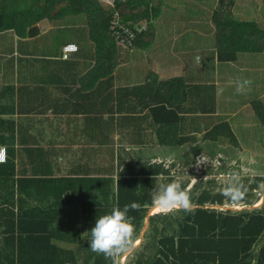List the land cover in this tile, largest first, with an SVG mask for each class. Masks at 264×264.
Here are the masks:
<instances>
[{"label": "trees", "instance_id": "1", "mask_svg": "<svg viewBox=\"0 0 264 264\" xmlns=\"http://www.w3.org/2000/svg\"><path fill=\"white\" fill-rule=\"evenodd\" d=\"M27 1L32 5L20 0H0V32L14 30L19 36L32 37L37 34L35 24L39 21H59L69 16L84 15L88 38L94 44L96 67L104 74H110L119 65L123 51L114 39V30L124 33V29H129L133 34L131 47L134 49L145 50L158 43L160 0H113L110 10L105 9L100 0ZM262 1L260 14H264ZM242 3L243 0H219L217 8L212 11L208 6L209 24H205L206 29L200 28L201 34L193 37L197 41L200 38L204 40L205 33H210L212 29L216 61L223 65L241 63L245 55H250L252 60L264 61V27L254 20H243L235 15V9L240 8ZM111 21H116L114 30L110 29ZM137 21H145L147 30L135 29ZM187 34L184 33L176 41H181ZM148 74L145 82L120 89L128 97L132 95L136 102L126 108H117L116 113L121 114V120L141 123L138 129L129 132L132 144L152 148L155 139L157 145L182 148L197 141L195 134L187 133L180 125L185 120L182 113L199 110L202 115L219 121L210 130L205 125L204 129H208L205 138L216 141L219 136L229 137L231 143L237 146L229 122L217 114L220 106L215 85L192 86L185 84L181 78L157 81L153 73ZM259 81L264 83V79ZM187 100L190 104L194 103L193 109L183 108L182 104ZM252 104L260 120L264 121L262 104ZM110 120L106 124L111 123ZM147 129V139L152 138L150 142L142 140ZM200 129L195 128V132ZM191 149L196 156L199 148L190 146ZM119 151H123L124 155L120 156L119 178L116 181L109 177L102 181L85 177L64 179L62 193L57 198L55 194L53 210L49 212H35L31 203L26 208L21 206L25 197L15 198L14 186L10 182L14 164L8 159L0 163V176L4 173L7 176L0 178V264H113L112 259L93 252L89 247L90 230L96 219L115 206L123 208L135 202L137 208H130L128 214L135 217L136 237L149 208L153 206L159 176L169 175V171L160 164L147 161L140 164L139 160L132 161V152L126 153L123 147ZM185 156L188 157L189 153ZM247 181H242L247 192L241 200H232L223 194L213 195L208 191L196 194L198 183L189 190L191 203L195 204L191 212L175 210L164 215H152L149 219L150 233L145 234L149 238L144 245L148 254L143 252L135 264H264V208H245L242 211L229 208L222 211L213 207H222L226 200L254 204L250 194L252 188L247 186ZM188 183L183 184L187 187ZM95 190L96 194L91 193ZM44 194L47 196L48 193L44 190ZM73 202L81 206L84 229L52 228L51 221L59 214L60 207ZM83 232L87 233V238L81 237ZM71 245L73 249L69 247Z\"/></svg>", "mask_w": 264, "mask_h": 264}, {"label": "crops", "instance_id": "2", "mask_svg": "<svg viewBox=\"0 0 264 264\" xmlns=\"http://www.w3.org/2000/svg\"><path fill=\"white\" fill-rule=\"evenodd\" d=\"M50 22L52 25L46 20L36 23L37 34L32 37L19 36L14 30L0 32V147L5 148L6 159L14 164L10 182L14 186L15 198L25 197L21 206L26 208L31 203L35 212L53 210L54 196L56 194L57 198L62 193L64 179L85 177L102 181L113 176L116 181L119 178L117 172L116 176L106 175L105 169L107 163H113L115 155L118 161L119 156L124 155L119 149L123 147L126 153L131 152L126 149L129 147L137 148L138 153L145 149L144 145L132 144L131 134L128 137L129 132L138 129L141 123L121 120L116 109L134 105L136 101L132 95L128 97L120 89L145 82L149 72L155 73L159 60L158 55L152 56L150 45L152 52L142 59L140 57L143 63L138 60L131 64L127 74L118 75L116 68L110 74H104L96 67L94 45L89 38L85 40L84 34L67 35L72 31L70 26L58 29L53 21ZM183 41L188 43L182 42V50L175 52L173 49L171 56L175 64L181 63L183 69L184 64L187 69L191 68L186 73L184 71L185 75H172L165 80L181 78L192 86L212 85L199 84L200 67L194 66L196 60L190 67L187 65L189 58L192 61L193 55H200L197 46L207 43L195 39ZM67 44H75L77 52L65 60L62 48ZM241 63L223 66L227 71ZM193 104L187 100L182 106L193 109ZM217 114L221 115V112L217 111ZM181 115L185 120L180 128L184 126L185 131L193 135L197 134L195 128L202 118L210 119L199 110L185 111ZM108 119L111 123L106 124ZM145 132L144 141L148 129ZM118 135L121 137L119 144ZM147 140L150 142L152 138ZM206 140L208 138L203 139ZM140 153L143 156L144 151ZM116 169L114 167L111 173ZM4 174L1 175L6 178ZM154 209V212L159 210ZM81 210L77 202L64 203L55 220H48H52V228L76 229L71 224L76 223ZM84 226L83 221V229Z\"/></svg>", "mask_w": 264, "mask_h": 264}, {"label": "rangeland", "instance_id": "3", "mask_svg": "<svg viewBox=\"0 0 264 264\" xmlns=\"http://www.w3.org/2000/svg\"><path fill=\"white\" fill-rule=\"evenodd\" d=\"M20 1L24 4H31L27 0ZM160 1L161 13L159 21L157 22L159 25V29L157 30L159 38L157 39L158 43H154V45L150 47L153 52L149 50L150 48L147 50L134 49L131 45L119 42L118 46L123 51L120 53L119 68L116 67V72L118 75L127 74V70L131 69V64H135L140 60V57L142 59L152 52V56L154 54L155 56H159L154 71L155 80H165V78L172 75H182L184 71L186 73L196 60L194 66L200 67V69H198L200 73L199 84L207 83L215 85L214 91L216 92L220 106L219 112H221V116L225 118L226 121L230 122L229 125L231 126L237 146L231 143L229 137L224 136H219L216 141H211L209 137L208 140L203 141L207 135V130H210L214 125L218 124L219 121L202 118L199 123L202 130H198L199 132L195 134L197 141L187 143L184 147L178 148L174 146L158 147L156 144L158 142L154 139V146L152 148L149 146L148 148L140 149V151H144L143 156L140 151L138 153L137 148H126L129 152H132V161L139 160L140 164L145 161L150 164H160L169 171V175L159 176L160 182L157 183L156 187L163 179L165 182L168 178H179L183 183L189 182L186 187L188 190L193 189L195 185L200 183L197 187V191H195L196 194L208 191L213 195H224V190L229 184L231 174L234 172L238 173L242 181L244 179L248 180L247 186L252 188L250 194L253 195L252 201L254 204L246 205L241 202H229L226 200L222 207H213L222 211H226L229 208H231L232 211H242L245 208H264V121L260 120L255 111V106L252 104V102L256 104L261 103L264 109V83L259 81L260 79H264V61L252 60L250 55H245V57L241 58L240 62L242 63L240 65L234 66L232 70L229 69L224 71L223 64L216 61V55L213 49L214 33L211 29L210 33H205L206 39L203 40L200 38L201 42L207 43L197 46V48L200 49L198 52L200 55L197 57L193 55L192 61H190L191 59L189 58L187 65L190 68L187 69L184 64L183 69L181 63L175 64L171 52H174V50L175 52L181 51L183 43L186 42L183 40H192L194 35L197 33L201 34L200 28L206 29V25L209 24L208 21L210 20L209 13L207 12L208 6L210 7V11L214 10L217 8L219 0ZM112 2L113 0H100L101 5L108 10L111 9ZM262 2V0H243L240 8L238 7V9H235V15L243 20H254L260 27H264V14H260V5ZM115 22L116 21H111L110 29ZM49 24H51L50 21ZM53 24L56 28L59 27L58 29L70 26L72 31H69L67 35L76 36L78 34H84V39L86 40L88 38V27L84 15L76 17L69 16L58 22L53 20ZM134 28H139L138 31H144L147 30V24L145 21H137L134 23ZM186 32L189 37L184 36L182 41H176L177 38L181 39V35ZM160 34L163 35V37ZM187 43L188 42H186V44ZM193 44L195 45V43ZM189 54L191 55L192 53L189 52ZM198 58L199 65H197ZM140 61L141 63L144 62L142 60ZM195 71H197V69ZM244 79L251 80L252 84L247 86L243 93H237V82L238 80L242 81ZM257 80L259 82H256ZM220 89H222V91L218 92ZM256 91H258V94ZM205 124L208 125L207 130L203 129V125ZM199 125H197L196 128H198ZM118 138L119 144L121 137L118 135ZM190 146H197L199 148V152L196 156L193 149L190 150ZM185 153H189V156L186 157ZM118 155H120V153ZM116 158L117 156L115 155L113 163L106 164V175L112 174L116 176L117 169H120V167H118L119 161ZM188 159L190 160L189 164H187ZM114 167H117V169L114 173H111L114 171ZM194 205L195 204L191 203V208H193ZM154 208V206L149 208L144 220V225L139 234L135 237V246L128 253L122 254L117 259V264H135L143 252L148 254V251L144 249V245L146 240L149 239L145 234L150 233L148 232L150 220L147 224L149 213V217H151L152 215H164L175 211L159 208V210L154 212V210H156ZM79 214V216L76 215V223H72L71 225L75 226L76 229H83L82 214ZM81 237L87 238V233L83 232ZM62 245L68 246L67 244ZM69 247L73 249L74 246L71 245Z\"/></svg>", "mask_w": 264, "mask_h": 264}, {"label": "clouds", "instance_id": "4", "mask_svg": "<svg viewBox=\"0 0 264 264\" xmlns=\"http://www.w3.org/2000/svg\"><path fill=\"white\" fill-rule=\"evenodd\" d=\"M199 62V58H198ZM252 81L244 79L237 82V93H243ZM222 91V89L218 90ZM3 163V162H0ZM247 192V187L242 182L238 173H232L229 184L224 190V195L232 200H241ZM153 206L164 210H183L191 212L190 192L179 178H171L167 182H161L153 195ZM136 209L137 205H124L123 208L115 206L110 212L99 216L94 227L91 228L89 247L97 254L110 258L113 264L117 259L128 253L135 246V217L130 216L129 210Z\"/></svg>", "mask_w": 264, "mask_h": 264}, {"label": "built area", "instance_id": "5", "mask_svg": "<svg viewBox=\"0 0 264 264\" xmlns=\"http://www.w3.org/2000/svg\"><path fill=\"white\" fill-rule=\"evenodd\" d=\"M114 24L111 28V30H114ZM139 30V28L137 29ZM114 39L119 43V42H124V44L132 45V39H133V34L129 29H124V33H121L117 30H114ZM77 51V46L75 44H67L64 45L62 48V57L64 59H68L69 55L73 52ZM6 160V150L3 147H0V162H4Z\"/></svg>", "mask_w": 264, "mask_h": 264}, {"label": "water", "instance_id": "6", "mask_svg": "<svg viewBox=\"0 0 264 264\" xmlns=\"http://www.w3.org/2000/svg\"><path fill=\"white\" fill-rule=\"evenodd\" d=\"M149 216H150V213L148 214V218H147V224L149 223V218H150Z\"/></svg>", "mask_w": 264, "mask_h": 264}]
</instances>
